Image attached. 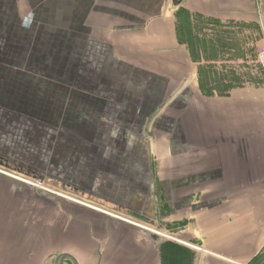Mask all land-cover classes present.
Listing matches in <instances>:
<instances>
[{
  "label": "crops",
  "instance_id": "1",
  "mask_svg": "<svg viewBox=\"0 0 264 264\" xmlns=\"http://www.w3.org/2000/svg\"><path fill=\"white\" fill-rule=\"evenodd\" d=\"M181 1L0 0V165L187 232L175 263L263 264L264 73L218 69L234 50L189 48L182 23L254 25L261 42L264 0ZM92 210L109 221L10 224L23 247L0 264L166 262V241ZM47 240L61 252L44 263Z\"/></svg>",
  "mask_w": 264,
  "mask_h": 264
},
{
  "label": "rangeland",
  "instance_id": "2",
  "mask_svg": "<svg viewBox=\"0 0 264 264\" xmlns=\"http://www.w3.org/2000/svg\"><path fill=\"white\" fill-rule=\"evenodd\" d=\"M210 24L213 26H210ZM182 25L184 27V42L189 48L194 46L199 47V49L202 47L215 49L214 47H218L222 50L223 47L229 45V48L234 50L232 56L228 58L231 59V63H221V67L218 69L225 67L228 72H233L238 77L240 76L237 74L241 73L243 81L253 77L254 70L256 69L255 67L258 66L257 52L261 43L260 33L254 25H231L230 28H224V26L216 25L215 23H207V21L203 20L198 23L193 22L191 21L190 15L183 18ZM208 31H211L212 34L215 33L216 37H218L214 44L212 41L206 40ZM200 34H202V36ZM197 38H199V40H197ZM222 57L223 56H221V58ZM185 74L186 72L184 71V75ZM231 78H233V76H231ZM9 154L14 155L13 152ZM12 166L14 167L5 168L0 165V200L3 201V204L0 203V249H4L5 245L12 248V252L7 251V253H5L8 260L12 255L17 254V252L20 254V249L23 247V243L14 241L9 237L10 224L14 223L16 225H21L24 221L30 220L34 227L41 225L42 228L45 229L46 226H49L47 223L50 225H57L63 214H68L73 219L80 220V223H94L99 220L109 221L103 217L104 215L92 209L103 210L119 218L132 221V223L139 225V227L147 228V234L153 231L152 233H160L163 235L162 239L166 242L161 243L159 248L160 252L162 251V257L163 251H167L166 262L162 258L164 264H179L175 263L179 261V257L184 259L185 256L190 254L191 248L185 245H190V236L187 232L178 233L181 230H174L173 228L165 229L164 224L166 222L163 221L158 222V220H156L146 224L127 218L124 215L108 211V208L102 207V203L96 202L89 197H79L67 193L68 191L63 190L59 184L47 180L45 176L31 177L19 171L15 165ZM5 189L8 191L10 197H8L7 192L6 196L3 195ZM27 193L33 195L34 198H27ZM27 210L29 211L27 212ZM48 233L49 232L46 233L47 237H50ZM46 234L41 233L38 234V236L44 239ZM137 234H141L142 237L144 236V233L140 231L137 232ZM36 240L38 239H34V241ZM176 240L182 241L184 244ZM50 243L51 242L47 240L46 243L43 244L42 242L40 244L46 249ZM46 250L47 253L44 256V263H46L47 258L49 262L51 257L55 258L57 254L61 252V250L51 252L48 248ZM194 251L197 252L198 250ZM260 256L259 259L263 258L264 264V247ZM174 257L177 258L174 260ZM188 257L189 256H187V258ZM20 259L12 262H19Z\"/></svg>",
  "mask_w": 264,
  "mask_h": 264
},
{
  "label": "water",
  "instance_id": "3",
  "mask_svg": "<svg viewBox=\"0 0 264 264\" xmlns=\"http://www.w3.org/2000/svg\"><path fill=\"white\" fill-rule=\"evenodd\" d=\"M172 4L174 7H178L182 4L181 0H172ZM133 218H135L136 220L140 221V222H145L146 220L140 216H136V215H131ZM163 236L158 235V233H153L152 234V239H154L155 241H161ZM65 261H70L72 264H78V262L76 261V259L68 254H63L60 255L56 261V264H63Z\"/></svg>",
  "mask_w": 264,
  "mask_h": 264
},
{
  "label": "built area",
  "instance_id": "4",
  "mask_svg": "<svg viewBox=\"0 0 264 264\" xmlns=\"http://www.w3.org/2000/svg\"><path fill=\"white\" fill-rule=\"evenodd\" d=\"M257 64L260 67V69L264 72V36L261 39L260 47L257 52Z\"/></svg>",
  "mask_w": 264,
  "mask_h": 264
},
{
  "label": "bare ground",
  "instance_id": "5",
  "mask_svg": "<svg viewBox=\"0 0 264 264\" xmlns=\"http://www.w3.org/2000/svg\"><path fill=\"white\" fill-rule=\"evenodd\" d=\"M137 226H139V225H137ZM141 227V226H140ZM153 232V231H152ZM184 244V243H183Z\"/></svg>",
  "mask_w": 264,
  "mask_h": 264
}]
</instances>
